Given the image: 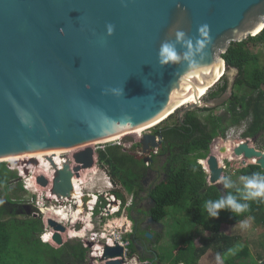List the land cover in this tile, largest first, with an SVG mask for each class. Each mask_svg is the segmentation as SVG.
I'll use <instances>...</instances> for the list:
<instances>
[{
  "label": "water",
  "instance_id": "95a60500",
  "mask_svg": "<svg viewBox=\"0 0 264 264\" xmlns=\"http://www.w3.org/2000/svg\"><path fill=\"white\" fill-rule=\"evenodd\" d=\"M107 25L114 27L111 36ZM202 25L209 28L210 43L204 59L197 58L199 72L189 75L183 64L158 65L160 45L173 40L174 31L195 41ZM262 25L264 0H0V163L84 148L160 121L192 90L197 96L196 88L212 82L210 90L213 78L226 71L221 55L231 43L257 36ZM113 88L122 95L113 96ZM229 97L185 106L177 115L221 106ZM138 142L148 162L163 137L145 134ZM135 143L132 136L120 140L123 146ZM232 151L243 157V165L256 160L264 171V152L249 141ZM72 159L73 171L68 161L52 176L51 194L58 200L71 199L74 173L93 168L95 152L86 148ZM201 161L209 171L208 185L220 187L217 156ZM37 184L50 182L38 176ZM90 198L82 199L86 211ZM48 225L54 229L52 241L62 246L66 228L53 220ZM100 260L123 264V247L105 246Z\"/></svg>",
  "mask_w": 264,
  "mask_h": 264
},
{
  "label": "trees",
  "instance_id": "16d2710c",
  "mask_svg": "<svg viewBox=\"0 0 264 264\" xmlns=\"http://www.w3.org/2000/svg\"><path fill=\"white\" fill-rule=\"evenodd\" d=\"M253 43L264 47V30L255 37H248L239 43H231L221 58L225 62L226 70H237L238 77L234 86L248 88L254 96L233 94L232 100L228 102V108L221 116H213L211 114L213 110L204 108L208 115L203 120H200L194 111H190L182 118L177 115L176 120L170 122L174 114L153 131L155 135L161 133L164 139V145L158 152L159 158L156 157V161L161 168H167V178L156 185L149 195L153 201L150 216L155 221L172 218L177 225L180 221L175 215L184 210L191 216V222L211 233L210 237L200 238V247L195 246L191 239L181 237L180 250L172 261L174 264H198L202 256L210 250L227 259L229 264H234V261L240 259H248L250 257L248 247L241 248L238 237L222 234L220 227L238 225L249 216L253 217L259 226L264 225V200L249 201V208L240 214L222 210L217 219L209 218L204 207L207 200L219 199L229 192L239 196L240 192L234 182L232 189H224L223 185L221 189L217 186H207L206 175L198 164V161L207 159L212 141L221 137L222 127L227 119H232V125L245 123L247 120L249 123L246 133L250 138L264 134V91L262 90L264 69L260 66V57L249 48ZM227 88L228 84L225 82L224 85L211 90L208 95L210 98H219ZM136 147L141 152L140 145ZM98 162L107 169L112 183L120 185L123 191L131 196L133 203L137 190L142 187V175L146 168L144 159L137 154L126 155L121 151L120 146H108L98 151ZM256 172L264 175V171L255 164L242 168L238 174L242 176ZM23 191L17 173L10 170L5 163H0V264H85L88 249H85L82 243L70 240L59 248H53L40 242L39 237L43 233L41 220L17 219L19 210H24L20 196ZM114 194L119 201L123 199L118 192ZM89 195L94 196V200L87 204V207L92 209L98 197ZM75 201L74 222L83 226L84 223L91 221V217L82 214L80 210L82 203L78 197L73 202ZM102 201L100 197L99 202ZM103 203L106 205L105 201ZM90 208L88 211L91 210ZM97 214H99L98 208L94 215ZM44 240L50 243L45 238ZM129 250L131 257L134 250L132 248ZM161 261H165L164 257Z\"/></svg>",
  "mask_w": 264,
  "mask_h": 264
},
{
  "label": "rangeland",
  "instance_id": "374dc122",
  "mask_svg": "<svg viewBox=\"0 0 264 264\" xmlns=\"http://www.w3.org/2000/svg\"><path fill=\"white\" fill-rule=\"evenodd\" d=\"M249 48H250L251 52H253L254 54H257L260 57V66L264 69V47L257 44V43L256 44L253 43V44L249 45ZM237 77L238 76H237L235 71L226 70L225 74L222 78L223 80H220L211 90H214L217 87L221 86L223 82H227V83H229V85H232V84L234 85V82H235L234 80H236ZM262 90L264 91V87L262 88ZM233 94H237L238 96H251V95H253V93L248 88H245V87H241V88L234 87ZM207 95H206V97L202 98V100H201L202 103H206ZM185 105H186V103L184 105H182L181 108H183ZM227 108H228V101H227V103L226 102L223 103L221 106H217V107L212 108L211 110H213V111L211 114L213 116L224 115L225 110ZM203 109H204V107L201 106L199 109L193 110L200 120H203L204 117L208 115V113L205 112ZM176 113H174L175 115L173 114L174 116L170 120V122H173L176 120V117H177ZM231 120L232 119H227L225 121V123L223 124V127H222L223 133H222L221 137H218L212 141L211 147L209 148V154L216 155L217 158L219 159V165L223 169L222 176L228 175V176L232 177V180L235 183L236 187L238 189H240L242 187V185L239 181V177L241 176V174H238V171L242 169L241 168V167H243L242 161H244V159H243V157H237L236 158L233 155L232 150L234 147H236L240 143L249 141L250 146L254 147L258 151L264 152V134L262 133L259 136H257L256 138H250V137H248L246 131L242 132V130H241V126L243 123L238 124V125H232ZM163 122H161V123L157 124L156 126L142 132L140 135L135 136L134 138H136L137 144H134V145H126V146L120 145V140L123 138H118L117 140L115 139L113 141H108V142H102V141H101L102 143L97 142V143H94V144H91L88 146H84V148H82V147L76 148V150L74 152H72L70 155L69 154L63 155V159H68V158L72 159L74 154L79 153V152L85 150L86 148H91L95 152L96 162L94 164V167L91 169H87V170H81L78 173L79 174L78 176L84 177V184L82 183L80 185V190L82 191L83 194H91V195L101 196V198L103 200L101 202V205H100L99 214L95 215V217H92L91 221H89L87 224L84 223L83 226L78 225L77 222H74L76 218L74 217V211L73 210L75 208L73 206H71V203H67V202L63 203V206H65L71 212L70 221L62 224L63 227H65L67 230L64 233H60L64 243L72 240V241H78V242L83 244L87 241H90V239L93 238V239H91V241H94L92 243V245H90L89 248L88 247L85 248V249H88L87 255L89 257L90 253H92V250H91L92 246L93 247L95 245L98 246V244L106 246V243L108 241H113L114 236L121 237L124 242H128L127 237L125 239L124 236L127 235V232H129L128 227L131 225L130 219H129V214H128V209L131 207L132 198L130 195H128L127 193H125L123 191V189L120 187V185L113 184L112 181L109 179L107 169L103 168L98 162V151L106 149V147H108V146H119L120 145L121 151L124 152L126 155H130V154L139 155L141 152L136 147V145H138V143H139L138 137L139 136L142 137L145 134H153V131L156 129V127L163 125ZM248 123L249 122L246 120L245 124H248ZM234 129L237 132L232 133V131ZM220 140H221V142H220ZM217 141H219V142H217ZM227 142H228V144H227ZM222 145H223V147H222ZM221 148L223 149V151L227 149L226 150L227 154L221 153V151H220ZM225 156L227 158H225ZM56 157H58V156H55V155L47 156V157L41 156L39 158H28V159L19 158L20 159L19 161H18V159H16L14 161L9 160V161L3 162L6 164V166L10 170H13L17 173V175L19 177V181L21 182L23 189H24L23 193H21V195H20L21 200H22V207L24 208V210H19V212H18L19 214L17 215V219L22 220L25 218H28V219L34 218L36 220H41L42 225H43V233L42 234H45V233L49 234V235L47 234V236H45V239L47 241H49L47 239V237L48 238L53 237L54 229L48 225V221H49V218H52L54 215L52 214V210L49 209L52 206V204L47 199L48 198L47 195H48V193H50V190L47 187H42V186L38 185L37 184V177L38 176H44L50 182L49 186L51 189V180L49 179V174L51 175L54 167L48 163V160L50 159V160H53V162H55ZM29 159H33L37 162V164H35V165L42 168L44 175H40L39 173H37L36 169H32V168L27 167V164H30L31 166L33 165V163H30L31 161L30 162L28 161L27 163L25 162ZM228 159H230V161ZM23 160H25V161H23ZM23 162H24V164H23ZM246 163H247V166L248 165H254L252 163V161H250V160L246 161ZM198 164H199V162H198ZM201 168H202V166H201ZM23 169L28 170L30 172H25V171H23ZM204 173H205V175H207L206 172H204ZM162 177H163V175H161V177H158L155 180V183L157 184L158 182L162 181L161 180ZM151 182L152 181H149V183H151ZM30 184H33V185L35 184L36 187L34 189L26 188V186H29ZM110 191H111V193H110ZM116 192L121 194L123 197V199H121L120 201L117 199V197H115V199L117 201H119V203H118L119 206L116 207L117 208L116 212H118V214L113 215V216L104 217L100 220L101 215L107 213V211H104V209L107 205L106 199L110 198V196H108V194H112V193H116ZM136 197L139 199L137 202V205L140 208H142V210H145L146 204H147V202H149V200H148L149 196H148L147 191H145L144 194L142 191L138 192ZM104 201L106 202V205H104V203H103ZM102 203H103V206H102ZM80 210L82 211V209H80ZM140 212H141V214L143 213L142 211H140ZM50 215L51 216L53 215V216L51 217ZM140 217L142 218L143 216L140 215ZM175 217H177L176 219L180 221V224L176 225L174 219H172V218H166L162 222V223H164V230L166 232V235L168 236L169 241L165 245H158V246L154 247V250L157 253L161 254V256L164 257V259L176 258V256L174 255V253H172V251L180 244L181 237H183V236H189V234H191V236L196 241L195 243H196L197 247L201 246L200 238L206 237V236L210 237V233H207L206 230L203 231L202 228H200L199 226H196L193 222H191L192 221L191 216L187 215L186 212H184V210L178 212V214H176ZM53 218H56V217H53ZM117 218L118 219L124 218V220L127 221V224L123 228H120V229L106 228L111 220L117 219ZM210 223H212V222H210ZM77 226L80 227V231L76 230ZM21 228H23V227H21ZM221 232L226 234V235H232V236L238 237L239 246L241 248L244 246L248 247L249 252H250V257L248 260H253V261L259 260V256H261L264 253V225L259 226V224L256 223L254 220L251 222L250 226L247 229H242L240 227V224L235 225V226L223 225L221 227ZM41 237H42V235L39 237V239H40V242L43 243L41 240ZM147 239H148V243H151V240L149 238H147ZM104 242H105V244H104ZM48 245H50L53 248H59L60 247L56 243H54L53 241L48 243ZM97 246H95V247H97ZM151 247H153V245ZM216 255L217 254L214 251H212V250L208 251L206 256L203 259L201 258L202 260L200 259L199 264H217L216 259H215ZM132 257H134V260H136L135 259L136 256L133 255ZM93 259H94V261L92 262L93 264H103L100 259H98V260L96 259L94 254H93ZM90 263H91V259H90ZM131 263H133V262H131Z\"/></svg>",
  "mask_w": 264,
  "mask_h": 264
},
{
  "label": "clouds",
  "instance_id": "9594fccd",
  "mask_svg": "<svg viewBox=\"0 0 264 264\" xmlns=\"http://www.w3.org/2000/svg\"><path fill=\"white\" fill-rule=\"evenodd\" d=\"M113 31H114V27L112 25L106 26V34L108 36H111L113 34ZM172 35L174 37L173 40L162 42L160 45L157 54L158 65L160 67H166V66L183 64L187 68V74L192 75L199 72L201 67H200V62L198 61L197 58H199V60L204 59L205 49L210 43L208 26L202 25L197 29L198 38L195 41H193L191 38H188L186 33L182 30H176L174 31V33H172ZM177 46H180V48L183 49V52L178 51ZM109 91L113 96H117V97L122 95L123 92V90L120 88H113L110 89ZM204 172L206 171L204 170ZM239 181L242 185V187L238 189V192H240L239 196L233 195L231 192H229L227 195L219 199L207 200L205 202L204 207L209 218L217 219L222 210H228L230 213L240 214L245 212L249 208V203H248L249 201L264 200V175L258 172L252 173L251 175H242L239 177ZM218 182L223 185L224 189H232L234 187V183L229 176H221ZM97 197H98V200L96 201L97 207L94 209V213L97 208L100 209V205H101V202H99L100 196ZM94 213L92 217H95ZM253 219L254 218L251 216L247 217L245 220L240 222V227L242 229H247L250 226ZM47 234L48 233L42 234L41 237L42 242L45 244H48L44 240ZM50 239H52V237ZM89 242H90L89 244L90 246L94 241H91L90 239ZM91 249L93 250L94 247H92ZM91 258L93 257L91 256ZM215 259L217 264H224L223 258L220 254H217Z\"/></svg>",
  "mask_w": 264,
  "mask_h": 264
},
{
  "label": "flooded vegetation",
  "instance_id": "af4514ba",
  "mask_svg": "<svg viewBox=\"0 0 264 264\" xmlns=\"http://www.w3.org/2000/svg\"><path fill=\"white\" fill-rule=\"evenodd\" d=\"M230 71H232V70L230 69ZM236 74L238 76V73H236ZM234 81H236V80H234ZM224 84H225V82L222 83V85H224ZM226 84H228V88H227V91L222 96H226V95L228 97L230 96L229 99L227 100L229 102L233 98L232 95H233V89L235 86L233 84L229 85V83H227V82H226ZM234 84H235V82H234ZM215 99L210 98V96L207 95V101L206 102H210L211 100H215ZM227 101H226V103H227ZM159 135L162 136L161 133L156 135V136H159ZM163 145H164V139H163V142L160 145L158 151L156 152V154L151 152L150 157L152 160L148 161L147 163L144 161V163L147 165H145L146 166L145 172L142 175V180H141L142 187H141V189L137 190V192L142 191L144 194V192L147 191L148 196H149L151 191L155 188V186L167 178V168L166 167L161 168V166L158 165L157 161H156V157L159 158V156L157 154L162 149ZM138 156L142 157L143 159H145V157H146L145 155H143L141 153ZM162 156L165 158L164 155H162ZM228 160H230V159H228ZM161 175H163V177L161 178L162 181H160L156 184L155 180L158 177H161ZM149 181H152L153 183L152 182L149 183ZM206 183H207V178H206ZM207 186H209L208 183H207ZM218 188L221 189V186ZM110 193H111V191H110ZM108 196L114 197V198L116 197V195L114 193L108 194ZM93 198H94V196H93ZM138 200L139 199L137 197H135L134 202L131 204V207L128 209V214H129L131 225L128 227L129 232H127V235H125L124 238L126 239V237H127V239H128L127 240L128 241L127 242L128 243L127 249L129 251V254H130L129 249L132 248L134 250L133 255L136 256V258H135L136 263L135 264H174L172 262L173 259H170V258H167V259H165L164 262H162L161 261V258H162L161 254L157 253L154 250L155 246L165 245L169 240H168V236L166 235V232L164 230V223H162L163 221H155L149 214L151 208L153 207V201L149 198L148 199L149 202H147L145 210H142V208H140L137 205ZM116 210H117V208H114L113 212H116ZM140 211H142L143 213L141 214ZM140 215H142L143 217L141 218ZM222 226L223 225H221V227ZM221 227H220V232H221ZM200 228H202V227H200ZM203 231H204V229H203ZM206 232L210 233L208 231H206ZM222 234H224V233H222ZM147 235H149L150 238L147 237ZM210 235H211V233H210ZM183 237L185 239H191V241H193L194 245L196 246V243H195L196 241L191 236V234H189V236H183ZM147 238H149L151 240V243H148ZM152 245H153V247H151ZM179 245L172 251V253H174L175 256L177 255L178 251L180 250ZM129 254L127 257L128 261H126V264H133L131 262L134 259V257H132L133 255L131 257H129L130 256ZM248 259H240V260L234 261V264H258V263L264 261V253L261 256H259V260L253 261V260H248ZM223 262H224V264H229V261L227 259H224V258H223ZM179 264H183V263H179ZM198 264H199V262H198Z\"/></svg>",
  "mask_w": 264,
  "mask_h": 264
},
{
  "label": "bare ground",
  "instance_id": "6f19581e",
  "mask_svg": "<svg viewBox=\"0 0 264 264\" xmlns=\"http://www.w3.org/2000/svg\"><path fill=\"white\" fill-rule=\"evenodd\" d=\"M262 27H264V25H262ZM224 74H225V70L222 68V71L216 76V77H214L213 78V83H215V85L223 78V76H224ZM211 84H212V82L211 83H205V84H203L202 86H200V87H198V88H196V90L195 91H197V96L196 95H194V92H193V90L191 91V92H189L183 99H182V101H181V103L179 104V105H177L175 108H174V110H173V112H171L170 113V115L169 116H167V117H164L163 119H161L160 121H158V122H156V123H154V124H151V125H149V126H147V127H144V128H140V129H138V130H135L134 132H130V133H127V134H124V135H121V136H118V137H114V138H111V139H108V140H105V141H102V142H108V141H113V140H117L118 138H123V137H126V136H132V137H135V136H138V135H140L142 132H144V131H146V130H148V129H150V128H152V127H154V126H156L157 124H159V123H161V122H163L164 120H166L168 117H170L171 115H173L174 113H178V111H179V109H183L185 106H188V105H191V104H194V103H201V99L202 98H204L207 94H208V92L215 86H213L210 90H208V88H209V86H211ZM200 100V101H199ZM186 103V105L183 107V108H181V106L182 105H184ZM141 138V136H139L138 137V140ZM102 142H99V143H102ZM217 142H219V141H217ZM220 142H221V140H220ZM227 144H228V142H227ZM222 147H223V145H222ZM83 148V147H82ZM76 149H73V150H62V151H51V152H44V153H37V154H31V155H27V156H22V157H13V158H8V159H6L5 161H9V160H11V161H14V160H16V159H18V161L20 160L19 158H23V159H28V158H39V157H41V156H43V157H47V156H52V155H55V156H58V157H56L55 158V162H53L54 164L52 165V163L50 162V159L48 160V163L51 165V166H53L54 167V169H53V171H52V173H51V175L49 174V179L51 180V183H52V181H53V178H52V176H53V174H54V172H55V170L58 168V169H62L63 168V166L66 164V163H68V159H63V155L64 154H71L72 152H74ZM227 150V149H226ZM226 150H224L223 151V149L221 150L220 149V151H221V153H226L227 151ZM226 151V152H225ZM67 157V156H66ZM70 157V156H69ZM237 158V157H236ZM23 161H25V160H23ZM30 162V163H33V165L31 166L30 164H27V167L28 168H32V169H36V171H37V173H39L40 175H44V172L42 171V168H40V167H38V166H36L35 164H34V161L35 160H33V159H29V160H27V161H25L26 163L27 162ZM250 161H252V163L253 164H255L256 163V160H250ZM25 163V164H26ZM23 164H24V162H23ZM200 165L204 168V170L206 171V173H209V171H208V168H207V165H206V161H200ZM23 171H24V169H23ZM79 175V174H78ZM78 175H76V177H74L73 178V180H72V185H73V192H72V194H71V199L69 200V199H64V198H61V199H57V197H53L59 204H61V207H57V208H53L52 209V211H53V217H56V219H53V217L52 218H49V220H53V221H55V222H57V223H59V224H63V223H66V222H68V221H70V218H71V212H70V210H68L67 208H65V207H63V203L64 202H67V203H69L68 201H74L77 197L79 198V200L81 201V203H82V214L83 215H86V214H88V207H87V211L84 209V203H83V201H82V199L85 197V196H89V197H91L90 199H91V201H93L94 199H93V197L92 196H90L89 194H83L82 193V191L80 190V185L83 183L84 184V177L83 176H78ZM78 176V177H77ZM32 183V182H31ZM86 183V182H85ZM36 187V185L34 184H30L29 186H27V188L28 189H34ZM51 187H52V185H51ZM49 190H50V186H48L47 187ZM86 188V187H85ZM87 189V188H86ZM50 193H51V190H50ZM110 201H112L111 203H114V204H112L110 207H109V209H112L113 208V210H114V207L116 206V207H118L119 205H118V202H117V200L114 198L113 200L111 199ZM89 203V202H88ZM87 203V204H88ZM115 205V206H114ZM114 213H116V212H114ZM49 216V215H48ZM127 224V221L126 220H124V218L123 219H113V220H111L110 222H109V224L107 225V227L106 228H116V229H120V228H123L125 225ZM47 239L50 241V242H52V240L50 239V238H48L47 237ZM115 239H113V241H108L107 243H106V246H109V247H113L114 246V244H115ZM94 249L96 250V251H98V252H96V254L94 253ZM94 249L92 250V252H93V254H94V256L96 257V259L98 260V259H100L101 258V256H102V252H103V249L102 248H99L98 246L97 247H94Z\"/></svg>",
  "mask_w": 264,
  "mask_h": 264
},
{
  "label": "built area",
  "instance_id": "2783aa9c",
  "mask_svg": "<svg viewBox=\"0 0 264 264\" xmlns=\"http://www.w3.org/2000/svg\"><path fill=\"white\" fill-rule=\"evenodd\" d=\"M246 128H247V125L245 124V123H243L242 124V126H241V130H242V132H245L246 131ZM240 130V131H241ZM235 132H237L235 129L232 131V133H235ZM120 146V145H119ZM104 150V149H103ZM154 154H156V151H154L153 152ZM69 162H70V167H71V170L73 171V168L74 167H76V164H74V161L70 158L69 159ZM242 166L243 167H241V168H245L246 166H247V163L245 164V165H243L242 164ZM79 173V172H78ZM74 177H76V175H75V173H74ZM73 177V178H74ZM73 178H72V180H73ZM26 188H27V186H26ZM51 190V189H50ZM47 199L51 202V204H52V206L49 208V209H53V208H57V207H61V204H59L53 197H56L55 195H52L51 193H48V195H47ZM112 200L114 199L113 197H110ZM110 198L108 199H106V201H107V205H106V207H105V209H104V211H107V213L106 214H102L101 215V218H100V220L102 219V218H104V217H108V216H113V215H116L117 214V212L116 213H114L113 212V208L110 210L109 209V207L112 205V204H114V203H111L112 201H110ZM70 200V199H69ZM69 203H71V206H73V204H75L76 203V201L75 202H71V201H68ZM118 203H119V201H117ZM63 207H65V206H63ZM97 207V205L95 204L93 207H92V209L90 208V207H88V208H90L91 210H89L88 212H89V215H90V217H92L93 216V213H94V209ZM66 208V207H65ZM52 213H53V211H52ZM91 239H93V238H91ZM114 239H115V243H118L121 247H123V249H124V262H123V264H126V261H128L127 260V257H128V254H129V251H128V249H127V246H128V243L127 242H124L123 240H122V238L121 237H117V236H114ZM95 240V239H94ZM89 244H90V242L89 241H87V242H85V243H83V247L84 248H89ZM104 244H105V242H104ZM95 246H97V245H95ZM94 246V247H95ZM93 247V246H92ZM98 247L99 248H102L103 250H104V247H105V245H99L98 244ZM96 252H98V251H96L95 249H94V253L96 254ZM103 253V252H102ZM91 256L93 257V252L92 253H90V257H88L87 258V260L85 261V264H90V258H91ZM132 262L135 264L136 263V261L133 259L132 260Z\"/></svg>",
  "mask_w": 264,
  "mask_h": 264
},
{
  "label": "crops",
  "instance_id": "0c3cea01",
  "mask_svg": "<svg viewBox=\"0 0 264 264\" xmlns=\"http://www.w3.org/2000/svg\"><path fill=\"white\" fill-rule=\"evenodd\" d=\"M207 253H208V252H207ZM207 253H206V254H207ZM206 254H205L204 256H202V259L206 256ZM202 259H201V260H202ZM202 263H203V262H202Z\"/></svg>",
  "mask_w": 264,
  "mask_h": 264
}]
</instances>
